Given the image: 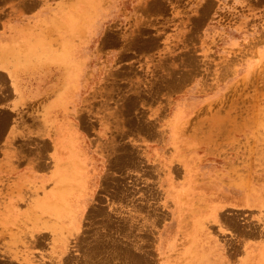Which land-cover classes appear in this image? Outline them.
Instances as JSON below:
<instances>
[{
  "label": "rangeland",
  "instance_id": "1",
  "mask_svg": "<svg viewBox=\"0 0 264 264\" xmlns=\"http://www.w3.org/2000/svg\"><path fill=\"white\" fill-rule=\"evenodd\" d=\"M0 264H264V0H0Z\"/></svg>",
  "mask_w": 264,
  "mask_h": 264
}]
</instances>
